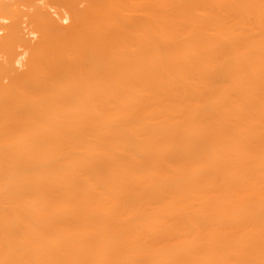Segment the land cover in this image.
<instances>
[{"label":"bare ground","instance_id":"6f19581e","mask_svg":"<svg viewBox=\"0 0 264 264\" xmlns=\"http://www.w3.org/2000/svg\"><path fill=\"white\" fill-rule=\"evenodd\" d=\"M0 264H264V0H0Z\"/></svg>","mask_w":264,"mask_h":264}]
</instances>
